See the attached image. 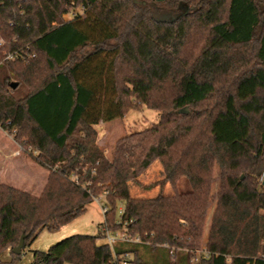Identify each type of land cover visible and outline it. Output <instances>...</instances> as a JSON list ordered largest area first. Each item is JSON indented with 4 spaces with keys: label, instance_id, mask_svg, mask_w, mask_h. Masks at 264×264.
<instances>
[{
    "label": "trees",
    "instance_id": "trees-1",
    "mask_svg": "<svg viewBox=\"0 0 264 264\" xmlns=\"http://www.w3.org/2000/svg\"><path fill=\"white\" fill-rule=\"evenodd\" d=\"M143 107L108 157L99 124ZM0 126L49 170L40 195L0 184V264L101 196L102 233L33 264H264V0H0ZM156 160L191 189L134 196Z\"/></svg>",
    "mask_w": 264,
    "mask_h": 264
},
{
    "label": "rangeland",
    "instance_id": "rangeland-1",
    "mask_svg": "<svg viewBox=\"0 0 264 264\" xmlns=\"http://www.w3.org/2000/svg\"><path fill=\"white\" fill-rule=\"evenodd\" d=\"M148 1L151 3L153 2V0ZM69 16H71V14H66L64 18L66 19ZM159 119L160 113L157 110L148 107H143L142 109H131L123 118H119L110 122L100 123L98 126L99 134L97 143L105 150L107 156L112 158L114 147L119 138L125 136L131 131L146 129L157 123ZM0 128L6 131L2 126H0ZM1 134L2 133H0V135ZM8 134L9 136H12L14 138L12 134ZM18 157H29L33 161L31 162L33 165L37 167L40 166L32 157L31 152L17 143V158ZM35 171L36 170L32 169V179H27V181L31 182V185H27L21 188L35 195H40L46 184L49 170L42 167V169L40 170L41 172ZM215 171L216 174H218V167ZM164 179L165 173L163 170V165L160 160H156L141 175L139 183H132L130 185V191L136 197H153L158 195L159 193L171 194L176 190L189 191L191 189L187 179L181 180L176 188H174L170 182L164 181ZM217 189L218 179L215 182L214 191H216ZM105 202L106 199L104 196L96 198L87 206V210L83 214H81L69 224L56 230H49L47 228L42 229V231H40L39 234L35 238H33L24 249L23 253L17 260L18 264H33L35 252L48 251L50 247L70 236L77 234L99 236L102 233L101 231L104 226ZM118 206L119 208H123L122 203H119ZM214 207L215 205H213L210 211V217L207 221L205 232L206 236L208 235L209 224ZM98 242L109 243L107 236L100 237L98 239ZM2 259L3 261H8L9 256L4 255Z\"/></svg>",
    "mask_w": 264,
    "mask_h": 264
},
{
    "label": "crops",
    "instance_id": "crops-1",
    "mask_svg": "<svg viewBox=\"0 0 264 264\" xmlns=\"http://www.w3.org/2000/svg\"><path fill=\"white\" fill-rule=\"evenodd\" d=\"M0 133H2L0 135V184H8L20 189L27 185L30 186L31 182L27 181V179H32V169L40 171L42 167L33 165L31 163L33 161L29 157L17 158V143L15 139L1 128ZM207 243L208 235L206 236L205 234L203 238L204 251L207 248Z\"/></svg>",
    "mask_w": 264,
    "mask_h": 264
},
{
    "label": "built area",
    "instance_id": "built-area-1",
    "mask_svg": "<svg viewBox=\"0 0 264 264\" xmlns=\"http://www.w3.org/2000/svg\"><path fill=\"white\" fill-rule=\"evenodd\" d=\"M71 16H69L68 18H66V19H69ZM10 57H11V55H10ZM106 236H107V238H108V241H109V244L110 245H114L118 240H127L128 238H126L124 235H116V234H114L113 232H111V231H107V234H106ZM136 241H139L140 239L137 237L136 239H135Z\"/></svg>",
    "mask_w": 264,
    "mask_h": 264
},
{
    "label": "water",
    "instance_id": "water-1",
    "mask_svg": "<svg viewBox=\"0 0 264 264\" xmlns=\"http://www.w3.org/2000/svg\"><path fill=\"white\" fill-rule=\"evenodd\" d=\"M13 87L14 88L17 87V83H14ZM242 177H244V176H242ZM25 240H26V234H23L21 239H20L19 244L13 249L14 253H16V254H21L22 253V250H23V248L25 246Z\"/></svg>",
    "mask_w": 264,
    "mask_h": 264
}]
</instances>
